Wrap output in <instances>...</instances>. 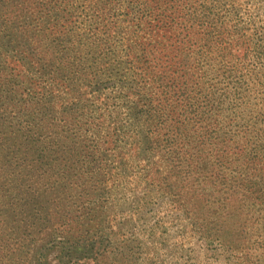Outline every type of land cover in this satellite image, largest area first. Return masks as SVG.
I'll list each match as a JSON object with an SVG mask.
<instances>
[{"label": "trees", "instance_id": "16d2710c", "mask_svg": "<svg viewBox=\"0 0 264 264\" xmlns=\"http://www.w3.org/2000/svg\"><path fill=\"white\" fill-rule=\"evenodd\" d=\"M252 1L0 0V39L25 65L0 66V179L21 209L10 215L47 230L33 244L1 218L0 262L49 264L52 248L57 264H148L137 238L103 226L107 180L124 171L94 131L107 122L115 142L135 132L143 178L205 258L264 264V0ZM112 79L100 111L90 95Z\"/></svg>", "mask_w": 264, "mask_h": 264}, {"label": "rangeland", "instance_id": "374dc122", "mask_svg": "<svg viewBox=\"0 0 264 264\" xmlns=\"http://www.w3.org/2000/svg\"><path fill=\"white\" fill-rule=\"evenodd\" d=\"M252 2L253 5H257L256 0ZM91 4L89 2V5ZM87 12L91 13L90 10ZM0 40V66L3 65L11 68L14 67L16 70H22L25 65H23V61L20 59L18 53L10 45L7 46L4 39ZM0 69L5 70V68ZM0 78H6L5 72L2 76L0 71ZM113 82V79L110 80V83L105 84L109 87L105 89L99 87L100 92L98 94L90 95L92 100H94L95 106H97L96 109L100 108V111H104L106 108V93L109 92L111 96L118 94V87H110ZM124 93L123 91V98ZM2 110L3 107L0 106L1 114H3ZM106 123H103V126L98 123L94 126V131L98 134L99 145L102 149H106L108 154L115 156L112 157L113 162L110 163L113 166L112 172H116L121 167L124 168V171L113 180H107V187H109L111 192L107 196L108 204L103 226L107 227L110 231L117 232L116 234L120 238L131 235L137 238L140 241L139 253L144 262L148 264H225L221 256L219 259L217 256L211 258L205 255V258L201 251L202 246L197 242L196 235L192 233L190 227H188V230H185L182 218L177 215L176 209L168 201L167 197L157 189H150L151 180L149 176H146L145 179L143 178L147 170L146 162L141 155H137L142 154V151H137L136 143L131 140V136L135 132L131 130L127 133H122L120 143L118 141L115 142L114 138L112 140L111 128L113 126L111 124L110 126H106ZM108 133L111 136L108 137ZM119 144L122 146V150ZM118 154L126 158V163L122 157L124 162L118 161L116 156ZM6 185L0 179V219L10 216L13 219L12 222L15 224V228L12 231H24L26 236L34 241L33 244L42 243L47 237L46 229L34 232L32 230L33 221H29L27 216L23 218L26 221H21L20 219L17 221L10 215L13 211L18 212L20 207L18 206V199L11 197L8 193L9 191H6ZM26 207L31 208L28 211L30 215V212H33L34 205L23 206V208ZM8 226H11V224L5 223L0 225V235L8 232ZM49 245L51 246V243ZM43 256L44 259H41L49 264L58 263L57 251L55 249H46ZM80 256L77 260L83 263L85 256ZM6 257L3 258L0 264L6 263ZM22 258L23 260H21L22 263L20 264H37L36 253L32 252L25 258Z\"/></svg>", "mask_w": 264, "mask_h": 264}]
</instances>
